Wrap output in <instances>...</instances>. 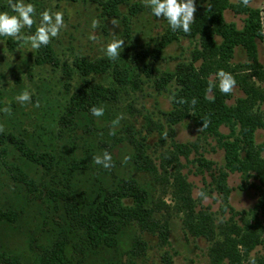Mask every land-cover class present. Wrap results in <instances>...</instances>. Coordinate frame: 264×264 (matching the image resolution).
<instances>
[{"label": "trees", "instance_id": "1", "mask_svg": "<svg viewBox=\"0 0 264 264\" xmlns=\"http://www.w3.org/2000/svg\"><path fill=\"white\" fill-rule=\"evenodd\" d=\"M88 2L94 3L102 15L111 17L120 15L122 5L133 15L141 9L128 0ZM249 2L244 6L240 0H194L197 9L190 32L172 31L166 24L150 52L140 49L131 55L120 53L115 60L75 56L67 61L56 54L51 41L35 51L36 64L50 65L67 77L65 89L70 80L76 81L75 76H81L82 83L73 88L56 127L39 134L41 150L0 129V164L30 194L24 206H17L13 200L4 208L0 205V221L20 224L33 208L44 243L36 244L38 253L31 264H137L134 258L145 250L144 233L156 235L161 244L167 243L168 222L156 219L154 197L156 181L161 177L163 184L168 178L159 175L145 144L146 135L154 132L162 145L169 139L159 165L173 163V190L179 207L184 208L185 229L207 240L211 264L225 260L247 264L249 253L263 242L260 232L264 227V136L256 141V131L264 129V87L259 83L264 81V66L257 59L262 24L259 10ZM227 9L243 15L240 28L226 21ZM181 38L190 41L187 57L178 59L173 70H160L155 62L162 59V49ZM238 46L246 52L248 60L244 63L232 62ZM218 70L230 73L236 81L234 87L243 93L232 104L226 101L233 97V90L224 94L208 86L214 84ZM99 73L110 76L108 84L95 79ZM148 84L170 93L172 109L162 120L142 114L145 134L140 136L130 118L119 113V107L123 99L136 95ZM90 106H103L104 115L91 116ZM133 110L132 103L126 102L125 111L130 117ZM183 120L192 122L200 135L212 137L223 150V163L217 166L202 154L192 159L202 168L199 171L209 172L213 191L223 194L226 204L222 207L229 206L228 175L236 172L244 181H257L250 182L258 191L255 209L230 213L221 221H216L208 209H195L190 183L178 170L181 156L191 161L189 155L198 151L194 143L174 138V125ZM221 126L228 132H221ZM10 144L41 167L40 178L8 160ZM102 151L112 155L109 169L93 162L92 157ZM125 155L129 156L127 161L123 160ZM38 202L45 213L36 208ZM121 250L126 252V259L120 255ZM255 256L257 264H264V255ZM162 261L173 264L167 253ZM0 264L22 262L18 256L1 251Z\"/></svg>", "mask_w": 264, "mask_h": 264}, {"label": "rangeland", "instance_id": "2", "mask_svg": "<svg viewBox=\"0 0 264 264\" xmlns=\"http://www.w3.org/2000/svg\"><path fill=\"white\" fill-rule=\"evenodd\" d=\"M30 2L34 4L37 12L46 9L64 13L66 26L56 38L50 41L56 54L67 61L75 56H84L89 60L100 58L104 56L102 52L104 45L119 37H122L123 41L120 53L131 55L140 49H147L150 52L167 24L164 18L153 17L150 14V11L145 7V0H128V3L140 5L141 9L133 15L129 13L127 6L122 5L118 17L102 15L95 4L88 0H30ZM194 5L196 10L197 6L195 3ZM7 6L8 0H0V10H6ZM249 6L258 9L261 16L262 39L257 41V59L264 66V0H251ZM224 17L226 21L234 22L238 28L243 24V15H236L229 9L225 10ZM113 18L116 20L115 25L111 22ZM92 20L97 22L95 28L91 27ZM36 26L34 23L32 30ZM190 47V41L187 38H181L179 41L168 44L162 49V59L155 62L156 66L160 70H173L178 59L187 57ZM35 51L25 50L23 42L19 39L0 37V107L7 104L11 108L10 114L0 113V129L21 137L32 148H42L39 134L56 127L70 94L75 89L74 87L82 83V77L75 76L76 81L70 80V86L65 89L63 86L67 82V77L59 69L50 65L36 64L34 61ZM247 60L245 50L242 47H236L232 62L244 63ZM95 79L108 84L110 76L106 73H99L95 75ZM259 83L264 87V81ZM172 88L171 85L170 89ZM24 90L30 92L31 100L21 105L15 97ZM232 94L233 97L226 101L228 104H232L235 97L243 95L237 87L233 88ZM170 98L171 95L168 91H158L148 84L136 95L130 94L125 100L123 99L119 113L129 117L135 130L140 136H143L145 132L142 114H149L155 120H162L163 115L172 109ZM126 102L132 103L134 107L131 112L133 117H130L125 111ZM262 108L264 109V105ZM174 128V138L177 142L194 143L195 146H198V151L189 155L191 161L180 157L182 166L180 164V168H178L190 183L195 209H208L213 212L216 221L226 219L233 212L255 209L258 191L250 182L257 183V181H252L251 178L244 181L236 172L229 173L226 181L227 187L230 189L227 198L229 206L224 209L222 206L226 204V201L223 200V194L213 191V186L209 184L211 181L209 172L199 171V168H202L192 160L202 154L217 166L223 163V150L218 148L212 137L200 135L199 130L188 120L175 124ZM220 131L228 132L225 126H221ZM263 136L264 129H258L256 141H261ZM166 140L167 142L162 145L159 135L154 132L146 135L145 144L148 147L147 153L153 163L157 165L159 175L168 178V181L163 184L161 177L156 181L154 197V202L157 205L156 219L168 222L167 243L161 244L156 235L144 233L142 237L146 242L145 250L134 260L137 264H163L162 256L167 253L173 264H211L207 240L203 236L190 234L184 227V208L179 207L177 195L173 190L175 174L173 163L163 162L162 166L159 165L160 156L169 145V139ZM262 154L264 155V152ZM7 158L29 174L37 178L41 177V167L20 155L11 144L8 145ZM29 198L30 194L25 186L15 182L0 164V205L4 208L6 202L13 200L17 206H24ZM126 204L131 206L129 200L126 201ZM36 208L45 213L44 206L39 202ZM33 212V208H30L25 218L26 222L20 224L0 221V252L18 256L22 264H31L38 253L36 244L44 243L40 221L33 216ZM238 216L240 214L235 216L237 220ZM260 238L263 242L257 245L249 253L250 255H264V227L260 232ZM120 255L123 259L128 257L124 250H121ZM220 264L229 263L225 260Z\"/></svg>", "mask_w": 264, "mask_h": 264}, {"label": "clouds", "instance_id": "3", "mask_svg": "<svg viewBox=\"0 0 264 264\" xmlns=\"http://www.w3.org/2000/svg\"><path fill=\"white\" fill-rule=\"evenodd\" d=\"M240 2L244 6L248 4V0H240ZM145 7L153 17L164 18L172 31L179 30L185 34L190 32V25L194 21V0H145ZM111 22L115 25V18ZM34 23L37 26L32 30ZM96 23L95 20H92L91 27L95 28ZM65 26L64 13L46 9L37 12L30 0H8L7 9L0 10V37L19 39L23 42L25 50L32 52L48 45L50 40L56 38ZM122 45V37L112 39L104 45L102 52L107 58L115 60L119 57ZM235 83L236 81L230 73L218 70L214 84L210 82L208 86L209 88L215 86L221 93L228 94L232 92ZM15 99L19 104L24 105L31 100L30 92L28 90L21 91ZM88 111L93 117L104 115L103 106H90ZM0 113L10 114V106L5 104L0 107ZM118 120L119 117L114 119L112 124L115 125ZM92 159L96 165L104 169L112 167V155L108 151H102L100 154L94 155ZM128 159V155L123 157L124 161ZM247 264H257L256 256L249 255Z\"/></svg>", "mask_w": 264, "mask_h": 264}]
</instances>
